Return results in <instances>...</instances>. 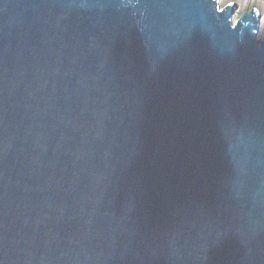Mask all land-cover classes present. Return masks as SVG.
Wrapping results in <instances>:
<instances>
[{"label":"water","instance_id":"1","mask_svg":"<svg viewBox=\"0 0 264 264\" xmlns=\"http://www.w3.org/2000/svg\"><path fill=\"white\" fill-rule=\"evenodd\" d=\"M218 0H0V264H264V38Z\"/></svg>","mask_w":264,"mask_h":264},{"label":"rangeland","instance_id":"2","mask_svg":"<svg viewBox=\"0 0 264 264\" xmlns=\"http://www.w3.org/2000/svg\"><path fill=\"white\" fill-rule=\"evenodd\" d=\"M220 6L225 5L228 2H235L237 8L234 12V18L239 17L246 11H249L252 7L259 11V27L257 38H264V0H218Z\"/></svg>","mask_w":264,"mask_h":264},{"label":"bare ground","instance_id":"3","mask_svg":"<svg viewBox=\"0 0 264 264\" xmlns=\"http://www.w3.org/2000/svg\"><path fill=\"white\" fill-rule=\"evenodd\" d=\"M258 33V32H257Z\"/></svg>","mask_w":264,"mask_h":264}]
</instances>
